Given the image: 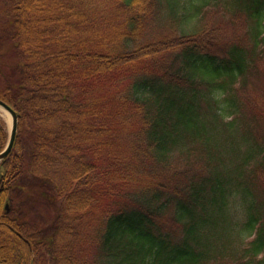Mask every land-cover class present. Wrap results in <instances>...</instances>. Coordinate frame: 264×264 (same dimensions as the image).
<instances>
[{
    "label": "trees",
    "instance_id": "obj_1",
    "mask_svg": "<svg viewBox=\"0 0 264 264\" xmlns=\"http://www.w3.org/2000/svg\"><path fill=\"white\" fill-rule=\"evenodd\" d=\"M218 4L250 47L203 25ZM261 56L264 0H2L0 264H264Z\"/></svg>",
    "mask_w": 264,
    "mask_h": 264
},
{
    "label": "rangeland",
    "instance_id": "obj_2",
    "mask_svg": "<svg viewBox=\"0 0 264 264\" xmlns=\"http://www.w3.org/2000/svg\"><path fill=\"white\" fill-rule=\"evenodd\" d=\"M1 6L2 0H0V8ZM204 14L205 17L202 23L207 27L209 26L213 28L215 38L217 37V39H219V37L222 35L223 37L225 36L227 38H231L232 40H241L244 42L247 39V47L251 46V42L247 33L249 25L245 16L228 12L222 4L212 5L211 7L205 9ZM104 18L106 20H116L113 19L114 17L110 13L109 9L106 11ZM161 32V28L157 27L155 24L148 26L142 31L144 39L145 37L152 36L153 38L154 36H158V34H160ZM247 42H245V44ZM10 58L11 57H9L8 60L6 57V59H4L3 61V69H6L7 71H9V73L11 72V69H14L13 64L16 63L15 59ZM259 59L258 70L254 75V79L252 80L253 86L251 85L252 88L250 89L249 94H247L245 97L252 98L256 104L264 105V78H262L264 63L262 67V56ZM0 121L4 123L9 134L12 119L10 120L9 118L4 117L3 113L0 111ZM58 214L59 212L55 210H40L37 212V214L32 216V219L37 220V228H41L40 230H43V228H45L46 226H50L55 223L56 217L60 215ZM43 264H51L50 259L47 258V262Z\"/></svg>",
    "mask_w": 264,
    "mask_h": 264
},
{
    "label": "water",
    "instance_id": "obj_3",
    "mask_svg": "<svg viewBox=\"0 0 264 264\" xmlns=\"http://www.w3.org/2000/svg\"><path fill=\"white\" fill-rule=\"evenodd\" d=\"M0 107H2L4 110L9 112L12 116V126H11V131H10V138H9V143L6 147V149L0 154V162L6 159L10 153L13 150L16 137H17V132H18V126H19V117L18 114L5 102L0 100ZM7 210H9V207H6Z\"/></svg>",
    "mask_w": 264,
    "mask_h": 264
},
{
    "label": "bare ground",
    "instance_id": "obj_4",
    "mask_svg": "<svg viewBox=\"0 0 264 264\" xmlns=\"http://www.w3.org/2000/svg\"><path fill=\"white\" fill-rule=\"evenodd\" d=\"M0 111L3 113L4 117L9 118L10 120L12 119L11 114L4 110L2 107H0Z\"/></svg>",
    "mask_w": 264,
    "mask_h": 264
}]
</instances>
